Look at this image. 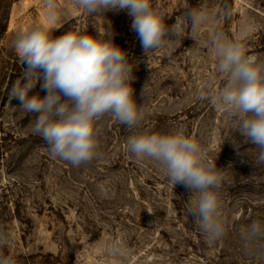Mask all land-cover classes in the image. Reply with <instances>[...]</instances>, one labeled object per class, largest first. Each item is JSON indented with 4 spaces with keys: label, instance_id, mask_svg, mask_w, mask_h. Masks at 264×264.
<instances>
[{
    "label": "rangeland",
    "instance_id": "374dc122",
    "mask_svg": "<svg viewBox=\"0 0 264 264\" xmlns=\"http://www.w3.org/2000/svg\"><path fill=\"white\" fill-rule=\"evenodd\" d=\"M56 3L53 20L44 0H0V236L7 238L0 258L8 264H264V240L253 250L242 240L253 221L264 224V163L256 162L255 145L230 129L227 110L202 99L209 83L213 90L225 84L209 46L215 32L239 39L247 55L264 63V0H153L180 35L170 34L171 40L148 55L126 10L88 15L70 0ZM193 9L209 16L196 29L187 18ZM41 23L58 27L53 38L77 27L91 35L97 29L112 32L113 43L133 65V96L143 119L129 129L104 115L95 124L98 156L80 166L50 155L32 132L36 115L24 112L12 96L25 67L15 36ZM42 83L41 78L29 96L46 95ZM178 129L199 142L223 175L225 235L215 242L188 213L191 191L174 187L157 162L126 150L131 135Z\"/></svg>",
    "mask_w": 264,
    "mask_h": 264
},
{
    "label": "clouds",
    "instance_id": "9594fccd",
    "mask_svg": "<svg viewBox=\"0 0 264 264\" xmlns=\"http://www.w3.org/2000/svg\"><path fill=\"white\" fill-rule=\"evenodd\" d=\"M74 8L88 15L126 10L132 17L131 29L137 34L146 55L161 48L169 35L178 37L180 29L168 26L165 15L153 6V0H70ZM51 19H56V0H44ZM193 29L207 22L203 10L193 9L187 17ZM48 23L18 30L14 39L17 57L24 65L23 73L13 88L12 96L20 108L36 115L32 132L40 136L54 159L73 166L88 163L98 156V129L95 124L110 114L129 129L143 119L144 110L138 106L133 92V65L127 52L113 43L112 32L97 29V35L77 27L53 38ZM209 46L216 57V72L225 80L222 88L202 96L212 106L225 109L232 117L231 130L255 145L257 163H264V63L246 54L243 43L215 32ZM46 95L29 96L36 82ZM21 79L26 83L21 85ZM239 150L240 145L234 142ZM126 150L137 159L157 162L175 187L183 185L192 196L188 213L211 243L225 235L220 217L219 192L223 175L210 160L198 141L184 134L143 132L128 137ZM246 249L264 240V224L253 221L242 232ZM7 238L0 236V246ZM112 253L119 254L113 246ZM0 264H8L0 258Z\"/></svg>",
    "mask_w": 264,
    "mask_h": 264
}]
</instances>
